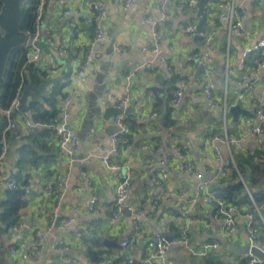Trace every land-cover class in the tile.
I'll use <instances>...</instances> for the list:
<instances>
[{"label": "crops", "instance_id": "0c3cea01", "mask_svg": "<svg viewBox=\"0 0 264 264\" xmlns=\"http://www.w3.org/2000/svg\"><path fill=\"white\" fill-rule=\"evenodd\" d=\"M94 1L106 9V17L102 24L103 38L93 46L92 28L86 18ZM161 1L132 0L129 6L120 0L48 1L42 24L50 36L41 43V63L36 68L47 73L43 64L51 62L57 66L58 75L42 76V82L55 81L47 85L40 99L30 93L26 104L28 107L30 102H36L48 116L53 113L56 116L63 96L71 93L66 123L77 139L78 151L76 161L67 164L57 147L54 129L49 124L35 122L27 110L17 111L13 118L15 128L5 139L7 153L0 163V201L4 200L10 181L19 180V184L28 185L31 191L24 195L25 206L19 211V223L23 226L13 234H0V264H68L70 260L93 264L86 257L88 250L101 251L105 264H129L125 252L133 264H147L144 260L148 255L147 239L154 233L175 239L185 225L193 246L215 241L218 248L198 258L182 246L171 245L165 254V264L246 261L247 252L240 251L248 239L242 218H237L238 228L233 235L223 232L214 218L213 204L205 202L199 192L200 180L193 174L179 172L177 163L192 164L194 172L202 173L203 178L218 181L215 175L219 162L210 146V139L218 135L234 140L218 147L224 161L233 160L235 164L236 160L252 155L254 164L264 166V140L247 134L251 126L260 124L264 128L254 107L255 98L264 96V70H251L257 62L264 61V56L247 51L264 38V0L237 1L246 11L244 35L230 30L228 23L218 18L223 11L218 5L228 7L233 0H206L202 33L197 37L187 36L183 28L198 24L195 7L198 0L185 10H176L174 4L188 0H173V5L166 8L167 18L158 24L162 40L158 56H153L144 51L151 42V30L144 19L159 17ZM209 34H212L209 47L214 68V102L202 96L203 79L201 71L198 72V58L206 50L204 36ZM92 47L101 56L88 66L87 77L81 82L75 73ZM62 49L66 56L60 54ZM146 62L151 63V68L143 67ZM128 72L131 75L126 79ZM27 82H32L29 77ZM27 85L33 84L26 83L24 88ZM149 87L160 88L157 92L160 101L147 90ZM176 89L182 90L178 105L173 101ZM238 95H242L240 101H236ZM124 97L129 98L125 111L133 128L128 129V139L111 163L129 167L130 186L125 200L129 213L114 217L115 187L120 172L107 169L97 155L100 148L110 145L115 115L106 117L105 111L115 107V100ZM231 104L245 111L236 122L229 113ZM224 105L228 108L225 118ZM20 113H25L27 122L36 126L28 128ZM158 147L169 156L164 165L168 177L162 191L155 184L161 158L156 151ZM176 148L180 149L178 155L174 154ZM56 173L67 180L65 194L59 202V216L74 222L65 227L57 224L34 257L23 260L11 255L9 245L29 244L36 240V234L47 233L50 209L56 201V192L48 193L47 186ZM249 173L245 170V174ZM261 183L248 190L249 193L263 191ZM91 197L96 202L88 210L86 205ZM151 208L149 219H139L138 227L134 228L135 213ZM57 239L63 240L62 252L52 247ZM122 242H127L128 247L122 248ZM257 243L264 245V233L259 235ZM158 263L154 259L150 264Z\"/></svg>", "mask_w": 264, "mask_h": 264}, {"label": "built area", "instance_id": "2783aa9c", "mask_svg": "<svg viewBox=\"0 0 264 264\" xmlns=\"http://www.w3.org/2000/svg\"><path fill=\"white\" fill-rule=\"evenodd\" d=\"M34 1L35 5V22L33 30L25 31L24 42L22 47L24 48V57H25V64L30 65L33 67H39L41 63V55H42V48L41 43L43 41H47L50 36V31L43 28L42 18L43 13L45 10V6L47 5L49 0H32ZM124 3L125 6H129L132 0H120ZM239 0H233L228 7H224L221 4L218 5L220 10L218 18L220 20L226 21L230 30L245 34V17L246 11L245 9L237 2ZM196 3L195 0H188L184 4H174V8L176 10H182L186 8H191ZM173 5V0H162L160 2V6L158 8L159 17L156 19L152 18H145L144 23L150 27L151 30V42L150 44L144 48V51L152 54L153 56H158L159 54V46L162 40L161 33L158 29V24L165 20L166 17V8ZM91 14L86 18V23L92 28V39L91 45H95L99 43L103 38V30L102 24L106 17V9L102 6V4L98 1H94L90 4ZM67 13V12H66ZM184 34L189 37H197L200 33L197 30L196 24L187 25L183 28ZM212 38V34L204 36V44L206 46V50L204 53L198 58L199 66L201 67L202 79H203V86H202V96L208 102H214V84L212 81V76L214 74V68L212 66V61L210 58V41ZM248 52H259L260 55L264 56V38L253 45L250 49L247 50ZM66 51L62 49L60 54L62 56H66ZM101 56V52L99 50L90 48L84 54V58L79 69L76 71V77L81 81L84 82L87 77V68L92 63L94 59H99ZM164 61L163 58H161ZM45 66V70L47 71L50 77H55L58 75V68L55 64L51 62H47V64H43ZM42 66V67H43ZM144 68H151V63L146 62L143 64ZM252 72L256 71H263L264 70V61L260 60L257 62L253 69L251 68ZM23 73H26V69H22V76ZM131 72L126 74L125 78H129ZM21 93L18 92L14 99L12 100L10 106L2 111L3 115L6 118L7 124L3 130V134L6 131L13 130L15 128V123L11 118L13 112L17 111V107L20 101ZM71 93L67 92L61 102L57 106V115L52 119V123L49 125L51 126L57 137V147L59 148L61 155L65 158L67 164L71 165L76 161V153L78 151V142L76 137L72 134L71 130L69 129L66 119L68 115V106L71 102ZM182 98V90L176 89L173 92V101L175 105H178ZM242 99V95H238L236 101H240ZM129 98L124 97L123 99L115 100V107L121 108V113L115 115L113 118V127L114 130L109 136L110 145L108 147H102L99 149V154L97 155V159L99 162L105 166L107 169L112 171H119V181L115 187V200H114V217H117L120 213H122L124 208H127V204L125 203L127 197V190L130 186V170L129 167L122 166L119 164H112L111 158L117 153L121 147V138L128 134L129 130L124 122L127 112L126 107L128 105ZM234 104L229 105L230 107ZM254 107H255V114L259 119L260 123L264 122V96L260 95L257 96L254 100ZM227 106L224 105V118L227 111ZM19 112V111H18ZM20 116L23 121H25L26 126L28 128H33L36 124H31L26 120V114L20 113ZM247 134L251 136H255L259 139L264 140V128L260 125L251 126ZM234 140L229 141L228 139L220 138L218 135H214L210 139V146L214 151L215 157L219 162V169L215 175V177L225 176L228 172V169L234 168L235 164L233 160L231 162L224 161L219 151V145H229L233 143ZM158 153H160L161 158L158 162L160 169L157 171V178L155 180L156 187L158 190L162 191L164 189V185L167 181L168 173L164 168L166 161L169 159L167 153H163L162 149L158 147L156 149ZM7 153V146L5 142V138L2 135V139L0 142V163L3 161ZM180 153V149L176 148L174 150V154L178 155ZM177 170L181 173H190L193 176L200 180L199 189L202 193L203 200L208 204L214 205V218L220 224L223 232H225L228 236L233 235L238 228V217H241L244 221V229L247 232L248 239L247 244L249 247L257 245V240L260 234L264 233V213H261L260 209L255 205L254 199L252 195L249 193L248 189L245 187L243 180L238 176L239 181L244 185L245 193L248 196L253 209L251 211H242L241 208L237 205L228 204L224 202L217 196L216 190L209 189V186L215 183L214 178L210 179H203L202 173L194 172L195 168L192 164L186 162H179L177 163ZM217 180V179H216ZM67 187V180L63 178L60 174L56 173L53 177L52 182L47 186L48 193H51L53 190L56 192V201L52 208L50 209V222L48 225L47 233L45 234H36V240L29 244L20 243L19 245H9L8 251L13 256H18L20 259H29L35 256L36 252L44 246L45 237L51 230L57 225L61 226H68L74 222L73 219H61L59 216V202L65 194ZM8 189H14L15 183L13 181L8 182L7 184ZM24 195L28 196L30 194L31 188L27 185L23 187ZM96 202L95 197H91L88 201L86 207L88 210H92L94 204ZM153 213V208L149 209L144 213H135L134 218L132 220V225L134 228L138 227V220L147 221L149 216ZM256 214L257 220L259 221L258 224H254V215ZM23 226V223H19L17 226L12 227L11 234L18 231ZM195 229L197 226H194ZM188 227L182 226L180 229L178 236L175 239L168 240L167 237L162 233H154L152 234L149 239L146 241V247L148 250V255L145 257V262L150 264L154 259L158 260V264H165V254L171 245H178L182 246L188 254L194 257H206L209 252L212 250H216L218 248V243L215 241L207 242L200 244L198 246H193L188 238ZM63 240L57 239L52 247L57 250L58 252H62ZM122 248H127L128 243L122 242ZM260 250L264 252V245L260 246ZM125 257L127 263H131L132 260L125 252ZM247 257L245 264H264V261L257 259L254 257L250 252H247ZM68 264H80L75 260H70ZM99 264H105L104 262H100Z\"/></svg>", "mask_w": 264, "mask_h": 264}, {"label": "trees", "instance_id": "16d2710c", "mask_svg": "<svg viewBox=\"0 0 264 264\" xmlns=\"http://www.w3.org/2000/svg\"><path fill=\"white\" fill-rule=\"evenodd\" d=\"M1 7V2H0ZM22 18L20 21L19 29L22 32L27 30L31 31L35 22V5L32 0H25L21 4ZM26 69V73L21 74L22 69ZM46 72L25 64L24 48L18 47L11 51L10 59L4 73L3 84L0 86V142L2 135L6 139L7 134L11 131H6L3 134V130L6 127L7 121L2 111L7 109L14 97L18 92H21L26 83H32L33 85H39L42 81V76H46ZM27 77L32 82H27ZM33 115L35 122L51 124L55 114L50 117L46 112L40 110L37 107L36 102H30L27 107ZM17 111L13 112L11 118L13 119ZM168 111H166L164 118L166 119ZM130 118L126 116L124 122L128 129H132ZM167 121V119H166ZM129 134V133H128ZM128 134L121 138V145L128 139ZM235 167L228 169V174L218 177L211 190L217 191V196L226 203L237 205L242 211H251L253 206L245 193L244 185L239 181L238 176L244 181L245 187L250 191L252 187L258 183L264 184V166L261 164H254L252 155L245 156L243 159L235 161ZM245 170H249V174H245ZM261 181V182H259ZM15 188L6 190V195L3 201H0L1 213H0V234L6 232L11 233L12 227L17 226L20 222V209L25 206L23 184H19V180H14ZM26 186V185H25ZM255 205L260 209L261 213H264V189L263 191L252 192ZM214 206V205H213ZM256 214L254 215V224H258ZM3 248V246H1ZM9 248V246H8ZM88 261L95 263L103 262L101 251L88 250L86 253ZM130 264H133L131 262ZM211 264H220L211 262ZM245 264V261H243Z\"/></svg>", "mask_w": 264, "mask_h": 264}, {"label": "water", "instance_id": "95a60500", "mask_svg": "<svg viewBox=\"0 0 264 264\" xmlns=\"http://www.w3.org/2000/svg\"><path fill=\"white\" fill-rule=\"evenodd\" d=\"M24 1L25 0H0V86L3 84L4 73L10 59L11 51L15 48L22 47L25 39L24 33L19 29L22 18L21 4ZM205 1L206 0H198L195 5L197 10L196 17L199 18V22L197 24V30L199 33H202L201 23L205 17ZM200 71L201 67L199 68L198 72ZM53 80H45L39 86L27 85L25 88H23L17 111L22 112L27 110L26 103L30 93L33 94L34 98L40 99L41 95L45 92L47 85ZM147 90L153 94L157 101H160L157 96V92L160 91L159 87H149ZM121 111V108L110 107L106 109L105 115L106 117H108V115H117L120 114ZM244 112L245 111L239 106H232L229 109V113L232 116L233 122H236L238 115ZM113 130L114 127L111 128V131ZM204 179L205 178L202 180ZM122 212L124 214L129 213L126 208H124ZM240 251L245 253L250 252V254H252L257 259L264 261V252L260 250L259 244L252 247H249V245L246 244Z\"/></svg>", "mask_w": 264, "mask_h": 264}]
</instances>
